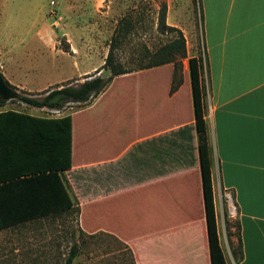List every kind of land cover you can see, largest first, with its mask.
I'll use <instances>...</instances> for the list:
<instances>
[{
    "label": "crops",
    "instance_id": "0c3cea01",
    "mask_svg": "<svg viewBox=\"0 0 264 264\" xmlns=\"http://www.w3.org/2000/svg\"><path fill=\"white\" fill-rule=\"evenodd\" d=\"M199 2L219 244L226 264L225 252L231 264H264V0ZM155 71L114 77L69 114L68 192L80 229L119 241L134 264H210L189 80L170 94L166 71L162 88L146 81L128 97L120 90L121 97L105 98L113 82ZM90 109L75 128L74 116ZM225 193L236 210L238 262L218 228Z\"/></svg>",
    "mask_w": 264,
    "mask_h": 264
},
{
    "label": "rangeland",
    "instance_id": "374dc122",
    "mask_svg": "<svg viewBox=\"0 0 264 264\" xmlns=\"http://www.w3.org/2000/svg\"><path fill=\"white\" fill-rule=\"evenodd\" d=\"M162 15L165 25L178 29L185 40L186 58L181 60L175 78L183 83L189 80L188 59L202 54L199 0H0V75L16 96L42 95L56 86L77 85L96 74L105 79L109 71L102 69L103 63L117 22L124 17L132 22L117 56L120 62L134 68L146 50L155 51L174 35L159 27ZM154 69L162 73L155 71L152 75L150 72L113 82L105 98L121 97L120 90H125L123 97H128L129 89L146 81L162 88L164 72L171 79L172 64ZM90 102L70 103L60 111H52L27 106L15 97L5 100L0 111L60 118ZM94 110L75 115V128L90 118ZM90 135L96 136L92 132ZM63 178L69 190L65 172ZM220 206L219 232L225 235L230 250L236 251L235 219L227 216L225 199ZM75 242L78 255L72 264H134L130 250L119 241L98 234H80L76 209L75 213L0 232V264H64ZM225 255L231 264L226 252Z\"/></svg>",
    "mask_w": 264,
    "mask_h": 264
},
{
    "label": "trees",
    "instance_id": "16d2710c",
    "mask_svg": "<svg viewBox=\"0 0 264 264\" xmlns=\"http://www.w3.org/2000/svg\"><path fill=\"white\" fill-rule=\"evenodd\" d=\"M158 25L174 35L155 51L146 50L134 68L120 62L117 56L132 27L131 20L124 17L117 22L104 59L102 69H108L110 74L107 79L93 75L86 77L77 85L56 86L46 90L42 95H17V100L33 108L60 111L66 104H86L96 98L114 77L168 64H172L173 67L169 92L170 94L175 92L182 85V82L176 81L175 78L181 60L186 58L185 40L178 29L165 25L164 15L161 16ZM204 60L203 52L188 59L189 83L198 139L209 263L226 264L217 232L210 148L204 118L206 97ZM4 82L12 89L8 82L5 80ZM4 103L5 100L0 99V105ZM71 146L70 115L42 118L10 110L0 111V231L52 219L68 212L75 213V209L78 217L79 209L74 207L63 178L64 172L71 167ZM80 234L86 233L80 229ZM95 234L86 236L92 237ZM236 234L237 247L236 251L231 250V254L238 262L241 251L238 232ZM236 254L238 257L235 259ZM77 255L78 246L75 242L70 246L64 264H72Z\"/></svg>",
    "mask_w": 264,
    "mask_h": 264
},
{
    "label": "water",
    "instance_id": "95a60500",
    "mask_svg": "<svg viewBox=\"0 0 264 264\" xmlns=\"http://www.w3.org/2000/svg\"><path fill=\"white\" fill-rule=\"evenodd\" d=\"M15 97L16 92L5 84L3 77L0 75V99L8 100Z\"/></svg>",
    "mask_w": 264,
    "mask_h": 264
},
{
    "label": "built area",
    "instance_id": "2783aa9c",
    "mask_svg": "<svg viewBox=\"0 0 264 264\" xmlns=\"http://www.w3.org/2000/svg\"><path fill=\"white\" fill-rule=\"evenodd\" d=\"M224 199L228 203V216L235 217V207L232 204V197L230 193H225L224 194Z\"/></svg>",
    "mask_w": 264,
    "mask_h": 264
}]
</instances>
